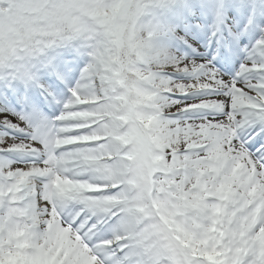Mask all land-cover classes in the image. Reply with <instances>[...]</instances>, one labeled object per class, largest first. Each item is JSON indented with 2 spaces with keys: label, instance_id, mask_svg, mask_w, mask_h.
Wrapping results in <instances>:
<instances>
[{
  "label": "snow or ice",
  "instance_id": "6c2138e0",
  "mask_svg": "<svg viewBox=\"0 0 264 264\" xmlns=\"http://www.w3.org/2000/svg\"><path fill=\"white\" fill-rule=\"evenodd\" d=\"M34 2L61 42L0 72V264H264V0ZM144 31L196 52L153 70Z\"/></svg>",
  "mask_w": 264,
  "mask_h": 264
},
{
  "label": "clouds",
  "instance_id": "9594fccd",
  "mask_svg": "<svg viewBox=\"0 0 264 264\" xmlns=\"http://www.w3.org/2000/svg\"><path fill=\"white\" fill-rule=\"evenodd\" d=\"M34 0H0V72L8 71L13 64L36 60L48 51L53 42H61L58 36L49 34L35 15ZM65 39L68 33H63ZM144 31L140 41L144 42L142 51L152 58L151 67L159 70L167 67L164 57L175 55V49L161 47L166 38ZM88 55L91 57L100 47H113L118 54L131 50L127 37L94 34L87 41ZM150 45V46H149ZM159 56V61L154 58Z\"/></svg>",
  "mask_w": 264,
  "mask_h": 264
},
{
  "label": "rangeland",
  "instance_id": "374dc122",
  "mask_svg": "<svg viewBox=\"0 0 264 264\" xmlns=\"http://www.w3.org/2000/svg\"><path fill=\"white\" fill-rule=\"evenodd\" d=\"M190 1L191 0H188V2H190ZM168 43H170V47L174 49V41H173L172 38L163 41L162 44H161V47L168 48V46H167ZM175 52H176V50H175Z\"/></svg>",
  "mask_w": 264,
  "mask_h": 264
}]
</instances>
